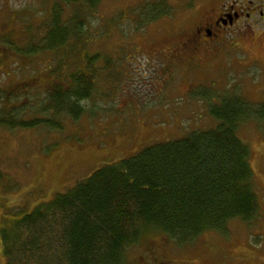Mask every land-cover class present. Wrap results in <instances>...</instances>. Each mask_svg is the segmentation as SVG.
<instances>
[{"label":"rangeland","instance_id":"obj_1","mask_svg":"<svg viewBox=\"0 0 264 264\" xmlns=\"http://www.w3.org/2000/svg\"><path fill=\"white\" fill-rule=\"evenodd\" d=\"M157 1L101 0L95 11L82 12L84 37L95 32L99 38L86 46L89 52L100 51L101 68L95 72L94 88L81 100L85 112L73 123L71 118L65 120L64 132H52L44 126H0V228L5 220L15 219L57 192L66 191L103 164L117 162L151 143L214 126L217 121L208 110L223 95L237 93L255 106L264 103V31L256 38L261 45L248 36L231 33L197 50L190 42L179 49V43L189 39L206 9L221 0H159L155 12L165 15L144 22L153 10L150 5ZM61 4L62 0H0V23L9 9L18 14L20 22L17 20L23 25L35 17L37 22L31 30V26L0 29V35L7 30L11 37L24 29L25 41L30 35L39 39V26L51 24L45 21L51 18L46 16L48 9L54 13L59 7L61 21L73 22V7L62 9ZM0 49L1 61H5V65L0 61V104H10L11 99L13 103H27L28 98L39 97L34 81L23 82L25 90L20 99L9 97L15 91L12 84L22 83L23 70L12 59L13 53L4 57ZM29 62L25 68L32 74L38 64ZM26 92L31 93L26 96ZM55 125L54 120L50 127ZM237 131L250 146L258 205L253 217L248 222L229 220L225 227L231 234L228 242L219 238L225 239L222 233L199 235L181 245L159 233L144 237L128 248L127 264H225L220 245L224 251H236L240 242L234 237L246 236L251 227L252 243H256L257 234L264 237V120L246 119ZM232 256L230 263L240 261L236 254ZM4 263L0 241V264Z\"/></svg>","mask_w":264,"mask_h":264},{"label":"trees","instance_id":"obj_2","mask_svg":"<svg viewBox=\"0 0 264 264\" xmlns=\"http://www.w3.org/2000/svg\"><path fill=\"white\" fill-rule=\"evenodd\" d=\"M62 2V9L73 7V22L61 21L59 7L54 13L48 9L51 18L45 21L51 24L39 26V39L30 35L25 41L24 29L11 37L9 31L0 35L2 56L13 53L23 70L22 83L12 84L15 91L9 97L20 99L23 82L29 81L39 92L27 103L11 99L10 104H0L2 127L44 126L54 132L67 126L68 118L73 123L85 112L80 103L94 88L102 58L100 51L87 50L86 45L99 38L95 32L84 37L82 12L95 11L101 0ZM158 3L150 5L153 10L145 13L144 22L165 15L155 12ZM33 22L23 27L31 30L37 26L36 17ZM33 61L38 66L28 74L25 67ZM208 111L217 121L214 126L151 143L103 164L66 191L5 220L0 228L4 264H127L128 248L144 237L159 233L182 244L208 230H225L231 219L253 217L258 205L250 146L237 129L246 119L264 120V103L255 106L233 93L223 95Z\"/></svg>","mask_w":264,"mask_h":264},{"label":"flooded vegetation","instance_id":"obj_3","mask_svg":"<svg viewBox=\"0 0 264 264\" xmlns=\"http://www.w3.org/2000/svg\"><path fill=\"white\" fill-rule=\"evenodd\" d=\"M17 15V13H11L10 15L6 14L4 21L0 23V29L23 27V24L19 23L20 18H18ZM263 31L264 0H221L219 1V5L209 6V8L206 9L204 14L198 19V22L194 24V29L191 32L192 34L188 36L189 39L184 41V43H179L178 48L183 49V44L190 42L196 47L195 50H197L205 43L220 42L226 34L231 33L240 34V36H248L250 38L249 40H253L261 45L256 38L263 34ZM170 50V55L173 56L174 49L170 47ZM163 60L168 61L170 59L166 58ZM247 226L246 223V227ZM252 232L253 227L246 231V236L240 234L234 237L236 241L240 242L239 248L236 251H227L226 249L224 251V246L220 245L223 248L221 258L225 264L232 263L229 262V259H231V257L234 258V256H232L234 254H236V258L240 261H235L232 264H241V262L243 264H264V239L258 241V238H260V236L263 237V235L260 233L257 234L255 236L257 239L256 243H252L250 236ZM208 233H215L218 236L221 233L226 235L224 237L225 239L219 237L223 242H228V240L230 241L231 239V234L229 235L226 233V230L214 232L209 230L199 235ZM242 240L246 242H242ZM242 259L245 260L242 261ZM252 259H254L255 262L252 263Z\"/></svg>","mask_w":264,"mask_h":264}]
</instances>
